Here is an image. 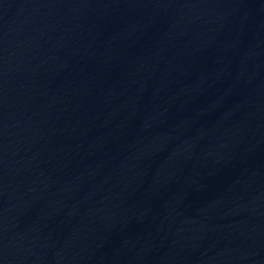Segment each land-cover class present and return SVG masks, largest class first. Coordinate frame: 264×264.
I'll return each instance as SVG.
<instances>
[{
	"label": "water",
	"instance_id": "95a60500",
	"mask_svg": "<svg viewBox=\"0 0 264 264\" xmlns=\"http://www.w3.org/2000/svg\"><path fill=\"white\" fill-rule=\"evenodd\" d=\"M0 264H264V0H0Z\"/></svg>",
	"mask_w": 264,
	"mask_h": 264
}]
</instances>
